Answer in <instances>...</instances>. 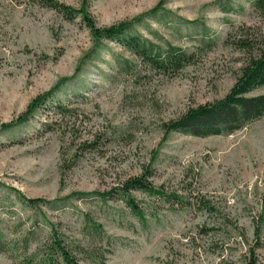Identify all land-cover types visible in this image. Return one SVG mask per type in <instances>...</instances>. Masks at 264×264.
<instances>
[{
    "label": "rangeland",
    "instance_id": "obj_1",
    "mask_svg": "<svg viewBox=\"0 0 264 264\" xmlns=\"http://www.w3.org/2000/svg\"><path fill=\"white\" fill-rule=\"evenodd\" d=\"M59 1L86 6L97 26L133 22L156 48L194 55L164 73L116 40L97 46L81 16L0 0V124L71 78L28 122L0 133V264H47L53 226L79 264H245L264 214V115L230 133L166 140L163 125L230 92L248 53L225 41L247 28L264 35V13L252 0ZM147 170L185 201L133 191L142 217L118 193H97ZM19 194L52 202L32 206ZM257 253L264 264V224Z\"/></svg>",
    "mask_w": 264,
    "mask_h": 264
},
{
    "label": "trees",
    "instance_id": "obj_2",
    "mask_svg": "<svg viewBox=\"0 0 264 264\" xmlns=\"http://www.w3.org/2000/svg\"><path fill=\"white\" fill-rule=\"evenodd\" d=\"M36 1L43 6L63 12L68 19L81 16L90 27L96 39L97 46L100 45L103 39L116 40L131 50L136 56L141 57L145 63L150 64L153 68L159 69L164 73H169L171 69L174 71L183 68L192 61L194 54L180 47L168 45L166 51L163 50L162 47L156 48L154 43L133 31V22H121L119 24L100 27L96 25L95 20L87 11L86 6L77 9L59 0ZM252 6L256 10L264 13V0H252ZM159 9L160 7L152 11L156 13ZM238 32L233 34L230 33L225 42L240 50L246 51L248 57L241 67L240 74L230 92L220 100L190 108L178 118L165 122L163 125L165 129L163 140H166L169 134L175 131L201 136L230 133L264 115V93L257 95L250 94L264 86V35L256 34L251 31V28ZM70 79L71 78H62L53 89L34 98L25 113L11 122L1 123L0 133L8 132L28 122L29 119L35 115L37 110L41 106H45L47 101L53 97L54 93ZM59 106L67 110L66 105L59 103ZM47 124L48 123L45 125ZM95 142L96 141L90 142V144H94ZM148 171L149 170L145 171L141 175L130 176L120 185L109 191L97 193L101 196L118 193L126 199L131 209L142 217L145 216V213L133 196V191H144L151 195H157L172 203H183L185 201V193L179 191L167 192L163 186L154 184L148 177ZM19 195L24 203L32 206H38L40 202H44L45 204L52 202L51 200L43 198H29L23 194ZM196 199L199 204H202L200 205L201 208L208 211L216 209L204 196H198ZM255 222L254 235L256 241L254 244L249 245L245 254V264H263L257 253V248L261 243V232L264 224L263 212ZM203 230V232H208L206 228ZM42 261L47 264H79L77 253H74L70 245L65 242L55 226L52 227L50 243Z\"/></svg>",
    "mask_w": 264,
    "mask_h": 264
}]
</instances>
